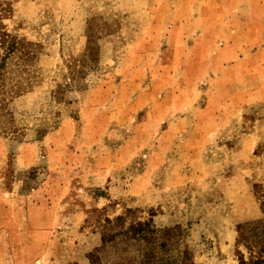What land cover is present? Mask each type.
<instances>
[{"label":"rangeland","instance_id":"1","mask_svg":"<svg viewBox=\"0 0 264 264\" xmlns=\"http://www.w3.org/2000/svg\"><path fill=\"white\" fill-rule=\"evenodd\" d=\"M0 27L27 52L0 264H238L237 224L264 222V0H0Z\"/></svg>","mask_w":264,"mask_h":264},{"label":"trees","instance_id":"2","mask_svg":"<svg viewBox=\"0 0 264 264\" xmlns=\"http://www.w3.org/2000/svg\"><path fill=\"white\" fill-rule=\"evenodd\" d=\"M19 52L18 57L25 58L27 56L26 50L23 48L21 41L15 37L13 34L7 32L2 27H0V99L4 100L9 92L16 93L19 91L17 80H13L10 77V66L9 58L13 54ZM261 228L257 225L249 224H237L238 236L236 239V253L238 264H264V222L260 223ZM169 228H161L156 230L149 227L147 221H136L131 224L124 231L126 234L131 232V236L136 238H148L149 234L152 236L154 232H162L166 234ZM149 233V234H148ZM248 233L251 234L252 239L248 240ZM247 248L248 256L245 258L243 252L238 248L241 242ZM162 245V244H161ZM183 255L181 258L183 260ZM181 258L178 257H165L164 261L158 263L159 259L154 258L152 251H144L143 259L140 264H175L181 263ZM91 260V258H90Z\"/></svg>","mask_w":264,"mask_h":264}]
</instances>
